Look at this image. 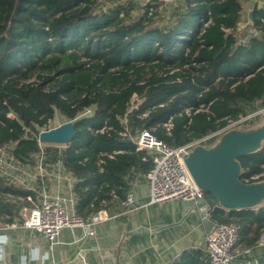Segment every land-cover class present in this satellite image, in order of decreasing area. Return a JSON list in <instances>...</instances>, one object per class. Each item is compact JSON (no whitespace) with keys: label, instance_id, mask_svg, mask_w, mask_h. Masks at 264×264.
<instances>
[{"label":"trees","instance_id":"trees-1","mask_svg":"<svg viewBox=\"0 0 264 264\" xmlns=\"http://www.w3.org/2000/svg\"><path fill=\"white\" fill-rule=\"evenodd\" d=\"M132 8L104 11L98 0H0V150L9 149L17 165L34 167L41 153L37 129L56 111L72 121L76 134L66 148L43 152L76 178V213L84 220L111 192L122 197L127 171L145 175L153 168L129 139L137 131L153 129L178 148L247 117L254 103L264 109L263 9L251 13L257 36L239 44L240 0H182L161 27L156 14L133 17ZM90 107L93 115L78 119ZM238 161L240 181L264 180V143ZM27 194L0 178V216L12 218L16 210L5 195ZM205 198L213 223L239 226L236 245L256 244L264 233V204L226 211L211 195Z\"/></svg>","mask_w":264,"mask_h":264},{"label":"crops","instance_id":"crops-1","mask_svg":"<svg viewBox=\"0 0 264 264\" xmlns=\"http://www.w3.org/2000/svg\"><path fill=\"white\" fill-rule=\"evenodd\" d=\"M176 3L173 8L177 7ZM240 4L241 16L235 37L249 40L257 36L253 33L250 15L254 8L264 10V0H240ZM40 154L37 155V164ZM49 161L43 155L41 170L36 173L34 168L26 169L36 173L34 178L28 177L25 171H15L17 178L14 183L8 182V186L34 196L33 190L39 192L41 186L47 184L51 194L71 196L76 213V178L65 171L58 160L55 163ZM127 172L122 180V197L111 192L110 200L101 202L97 213H105L107 219L92 225L93 236L84 238L80 228H64L53 245L20 226L25 208L31 205L20 201V197L5 195L6 201L16 210L12 212V218L0 216V264H188L189 257L197 254L200 256L194 257L193 264H208L205 240L212 230V223L202 221L190 204L180 200L150 204L146 174L134 168ZM0 178L3 182L6 180ZM127 194L133 196V206H123ZM33 249H39L38 259L31 258ZM247 249L248 253H243ZM232 255L231 264H264V248H256L255 244L247 246L240 242Z\"/></svg>","mask_w":264,"mask_h":264},{"label":"built area","instance_id":"built-area-1","mask_svg":"<svg viewBox=\"0 0 264 264\" xmlns=\"http://www.w3.org/2000/svg\"><path fill=\"white\" fill-rule=\"evenodd\" d=\"M175 2L176 0H133L140 15H145L147 18H152L159 10L168 8L174 5ZM253 33L256 34L254 31ZM236 39L239 44H245V41L248 40ZM89 109L86 111H89ZM123 123L125 122L123 121ZM238 125L239 122L231 123L215 134L178 148L168 146L157 139L153 135V129H143L137 131L135 135L129 136V139L135 145L136 151L145 152L151 158L153 164V168L146 174L150 204L161 205L180 200L190 204L191 209L199 213L202 221L212 223V230L207 234L205 240L208 264H231L233 260L232 253L239 240V226L233 223H213L211 221L213 207L207 202L205 193L193 183L184 165L183 158L193 146L198 144L210 145L221 133ZM163 127L169 133L170 122L164 124ZM44 131L48 130L45 129ZM103 131L104 129H101L96 132L102 133ZM119 135L127 137V130L125 129ZM36 139L41 148L38 164L34 167V171L37 173V170H41L43 165L44 152L42 146L45 144L38 142V134ZM211 139H213L212 142H210ZM5 151L6 149L0 150V176L5 177L8 182L14 183L15 178H17L14 172L25 171L28 177L34 178L35 172L17 165L12 157L9 156L10 162L6 164L5 159L8 154ZM33 192L34 196L27 194L25 197L19 198L20 201L28 202L31 205L25 208L20 226L41 236L49 244L57 243L64 228H80L84 238L91 237L95 233L92 225L107 219L103 212L91 215L86 220L82 219L72 208L74 199L71 196L66 198L60 194H51L47 184L41 186V191L33 190ZM134 203L133 196L127 194L123 206H133ZM12 226L17 227V224ZM255 247L264 248V233L260 234ZM248 251L249 249L243 253L247 254Z\"/></svg>","mask_w":264,"mask_h":264},{"label":"water","instance_id":"water-1","mask_svg":"<svg viewBox=\"0 0 264 264\" xmlns=\"http://www.w3.org/2000/svg\"><path fill=\"white\" fill-rule=\"evenodd\" d=\"M252 17V15H250ZM76 134L73 123L38 133L45 145H66ZM264 143V117L251 128L233 127L210 145H195L184 156V165L196 187L211 195L226 211L253 210L264 204V180L243 183L238 158L255 154Z\"/></svg>","mask_w":264,"mask_h":264},{"label":"rangeland","instance_id":"rangeland-1","mask_svg":"<svg viewBox=\"0 0 264 264\" xmlns=\"http://www.w3.org/2000/svg\"><path fill=\"white\" fill-rule=\"evenodd\" d=\"M98 4H100L102 10H104V11H107V9H110V8H112L118 4H132L133 5V8L131 10L132 16L134 17L135 15L140 14V12H138L137 6L133 3V0H98ZM180 4H181V1L179 0V2L176 3V6L178 7ZM173 6H170L166 9L159 10L156 13V15L153 19V22L156 26H159V27L168 26V24L172 20L171 16H172ZM245 17H246V14H245ZM242 39L246 40L248 38H242ZM132 102H134V99ZM133 107H134V104L132 103L130 105L129 109L131 110ZM246 110H247L248 115H247V117H242L240 119V121H238L239 122L238 127L251 128V127L257 126L264 117V109L259 107V103H254V104H252V106L247 107ZM93 112H94V107H90L89 111L85 110L82 113H80L78 116V119L82 118V117L92 116ZM68 122L73 123L72 121H69L66 118H64L63 116H61L56 111L54 113L52 120L48 123V125L44 129L38 128L37 131L41 132V131H44L45 129L51 130V129L57 128V127L65 124V123H68ZM47 146H48V148L53 149V150L54 149L63 150L66 148V145H43L42 148H45ZM5 152L8 154V157L5 159L6 164H8L10 162L9 149H6ZM34 161H35V165H36L37 164V155L34 156ZM33 168L34 167H32V166L24 167V169H33ZM2 178L5 179V177H2ZM4 182H5V184L8 183V181H6V180Z\"/></svg>","mask_w":264,"mask_h":264},{"label":"clouds","instance_id":"clouds-1","mask_svg":"<svg viewBox=\"0 0 264 264\" xmlns=\"http://www.w3.org/2000/svg\"><path fill=\"white\" fill-rule=\"evenodd\" d=\"M30 255H31V258L33 260L38 259L39 258V249H33Z\"/></svg>","mask_w":264,"mask_h":264}]
</instances>
